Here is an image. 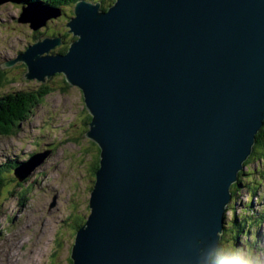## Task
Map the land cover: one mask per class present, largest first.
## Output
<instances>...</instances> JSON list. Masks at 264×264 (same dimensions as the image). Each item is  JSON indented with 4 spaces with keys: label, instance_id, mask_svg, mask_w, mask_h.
<instances>
[{
    "label": "water",
    "instance_id": "95a60500",
    "mask_svg": "<svg viewBox=\"0 0 264 264\" xmlns=\"http://www.w3.org/2000/svg\"><path fill=\"white\" fill-rule=\"evenodd\" d=\"M9 0H0V3ZM36 30L61 12L26 2ZM74 39L38 38L0 67L61 73L99 147L73 264H213L223 214L264 121V0H78ZM50 150L14 168L22 181Z\"/></svg>",
    "mask_w": 264,
    "mask_h": 264
},
{
    "label": "rangeland",
    "instance_id": "374dc122",
    "mask_svg": "<svg viewBox=\"0 0 264 264\" xmlns=\"http://www.w3.org/2000/svg\"><path fill=\"white\" fill-rule=\"evenodd\" d=\"M25 5L15 0L0 3V64L24 51L36 41V37L57 36L60 32L65 34L64 39L72 36L66 26L73 16L70 3L61 4V14L36 30L31 29L28 23L15 20ZM19 64L16 62L10 67L14 70L7 76L12 78L14 73L15 82L0 87V96L11 89L46 84L21 77ZM50 80L53 81V92H48L32 108L15 134L0 135V165L23 162L35 153L50 150L42 164L21 182L13 174L15 163L4 176L5 185L0 198V264H73L69 258L70 251L75 234L81 227L75 229V226L79 224V219L85 222L89 213L88 199L94 181L88 174L92 154L90 151L86 154L81 152L80 146L70 137L72 125L84 117L82 94L75 86L63 89L57 76ZM83 130L82 135L86 138ZM243 172L235 183L241 181L238 183L240 186L234 194L231 193V200L223 214L226 227L224 238H232L233 242L234 233H228V230L236 217L239 221L251 215L262 221L264 218V157L245 166ZM251 186H257V190L252 191ZM247 207L252 211L244 213ZM248 225L247 222L244 230H249V241L252 242L249 234L253 231H257L259 237L250 247L253 253L248 251L247 245H242L243 237L237 232V254L230 257L226 264H238L234 260L249 255L264 261V222L256 223L252 228ZM221 249L215 252L221 253Z\"/></svg>",
    "mask_w": 264,
    "mask_h": 264
},
{
    "label": "trees",
    "instance_id": "16d2710c",
    "mask_svg": "<svg viewBox=\"0 0 264 264\" xmlns=\"http://www.w3.org/2000/svg\"><path fill=\"white\" fill-rule=\"evenodd\" d=\"M18 3H35V4H46L55 8H60L61 4L65 5L67 3H70L72 6L73 4H75V1L78 0H15ZM99 1L101 3V8L104 10H107L108 6L110 4H112L115 0H95V2ZM71 18V17H70ZM69 20V19H68ZM54 34V33H53ZM59 36V35H57ZM62 43L61 45L58 46V48H54L52 49L54 52H59L64 54L70 44V40L74 39L73 36H70L69 38H62ZM17 66H21L19 73L23 74L26 70V67L24 64H19ZM14 70L13 68L10 67H5V69H2L0 67V87L5 86V85H9L10 83L14 82V73H12V78L8 77L10 75L7 76V74L11 71ZM53 76H57L58 78L61 79V82L63 84L62 88H67L68 86H70L69 84H67V82L65 81L63 75L61 73H55ZM50 77L49 80L52 78ZM49 80H47L45 83L46 84H41L39 87H35V88H26V89H11L10 91H6L4 92V95L0 96V135H10V134H15L16 130L19 129L21 123L23 121H25L28 116L29 113L31 112L32 108H34V106L36 104H38L42 98L48 93V92H53V88L54 85H52L51 83L53 81L50 80V82H48ZM58 82V81H57ZM82 112L84 113V117L82 119H79L78 122H75V124L72 125V128L70 129L72 131L71 134V138H73L74 142H76L79 146H80V150L83 153H87L90 151V153L92 154L91 156V169L88 171V174L90 176V178L93 177V179L95 180V172L98 169L99 166V147L98 145L91 141L88 138H84L82 133L84 132V130L82 131V129L84 128L85 131L88 128V122L90 120V115L87 113V111L84 109H82ZM52 150V149H51ZM261 157H264V121H263V125L261 126L260 130L255 134V144L253 145L252 148V152L251 155L246 159L245 161V166L249 165L251 162L253 161H257L258 159H260ZM15 163V167H17L21 162L19 161H12L9 164H5V165H0V198H1V194H2V187L4 184V176L5 174L11 169H13L14 166H12L11 164ZM14 167V168H15ZM244 174L243 170L239 173V175ZM16 177V176H15ZM17 178V177H16ZM241 178V176H240ZM18 180V178H17ZM19 181V180H18ZM21 182V181H19ZM241 182V181H240ZM238 181V183H240ZM238 183L232 184L231 185V193L234 194L235 189L240 186V184L238 185ZM260 182H258L257 184H259ZM251 189H253L252 191L257 190V186H251ZM0 205H1V200H0ZM248 206L250 205V203L248 202L247 204ZM249 207H247V209L244 210L245 212L248 211H252L250 209H248ZM255 212V211H253ZM258 213H261L258 211ZM240 218H244L243 216H240ZM246 218L249 220H246ZM245 219L242 220H238V217H236L231 223L233 224L232 227L228 230V233H234V242L233 239L231 238V240H226L225 237V225H224V231L222 233V237L221 240L219 242V247L216 251L219 250V248L221 249V253H217L214 252L211 256V260L213 261V264H222V262H225L230 258V257H235L237 254V247H238V236L242 235L243 237V246L248 247V251L251 252L250 247L253 246L255 240H257L259 237L257 235V231L256 232H252L249 238H251L252 242L249 241L248 239V232L249 230H244V227L246 225V223L248 222V226L251 225V228L254 226V224H262L264 222V218L263 221L260 218H253V215L246 217ZM78 219V218H77ZM238 220V221H237ZM261 222V223H260ZM84 223V220L79 219V224L77 226H75V229H78L79 226H81ZM233 231V232H232ZM239 233V235L236 236V233ZM74 234V233H73ZM233 237V235H232ZM253 253V252H251ZM70 258V257H69ZM71 260H69L70 262ZM53 264V263H52Z\"/></svg>",
    "mask_w": 264,
    "mask_h": 264
},
{
    "label": "clouds",
    "instance_id": "9594fccd",
    "mask_svg": "<svg viewBox=\"0 0 264 264\" xmlns=\"http://www.w3.org/2000/svg\"><path fill=\"white\" fill-rule=\"evenodd\" d=\"M34 39L36 40L38 38L36 37ZM10 59H12V58H10ZM7 60H9V59H6L5 61H7ZM230 261H233V260L230 259ZM234 261H237L238 264H264V261L260 260L259 257H253L251 255L246 256L240 260H234ZM222 264H225V262H222Z\"/></svg>",
    "mask_w": 264,
    "mask_h": 264
},
{
    "label": "bare ground",
    "instance_id": "6f19581e",
    "mask_svg": "<svg viewBox=\"0 0 264 264\" xmlns=\"http://www.w3.org/2000/svg\"><path fill=\"white\" fill-rule=\"evenodd\" d=\"M75 3H76V1H75ZM26 5H27V4H26ZM69 19H70V18H69ZM48 20H50V19H48ZM48 20H47V21H48ZM68 21H69V20H68ZM56 33H57V32H56ZM60 33H61V34H58V35L61 36V37L63 38L65 34H64L63 32H60ZM63 34H64V35H63ZM70 42H72V39L70 40ZM21 71H22V70H21ZM17 74H18V72H17ZM19 75H20V74H19ZM21 77H23L22 74H21ZM47 156H48V155H47ZM47 156H46V157H47Z\"/></svg>",
    "mask_w": 264,
    "mask_h": 264
},
{
    "label": "flooded vegetation",
    "instance_id": "af4514ba",
    "mask_svg": "<svg viewBox=\"0 0 264 264\" xmlns=\"http://www.w3.org/2000/svg\"><path fill=\"white\" fill-rule=\"evenodd\" d=\"M13 18H14V17H13ZM16 19H17V17H16ZM16 19H15V20H16ZM4 59H5V58H4ZM3 62H5V61H3ZM3 62H1V63H3ZM0 65H1V64H0ZM4 69H5V68H4ZM14 82H15V81H14ZM9 91H10V90H9ZM4 94H5V93H3L2 95H4Z\"/></svg>",
    "mask_w": 264,
    "mask_h": 264
}]
</instances>
